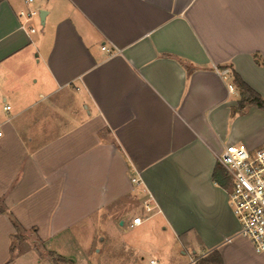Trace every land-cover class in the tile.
<instances>
[{
	"label": "crops",
	"instance_id": "1",
	"mask_svg": "<svg viewBox=\"0 0 264 264\" xmlns=\"http://www.w3.org/2000/svg\"><path fill=\"white\" fill-rule=\"evenodd\" d=\"M231 70L264 99V0H0V264L84 262L146 201L129 229L158 220L177 264H264L213 179L226 145L264 151Z\"/></svg>",
	"mask_w": 264,
	"mask_h": 264
},
{
	"label": "built area",
	"instance_id": "2",
	"mask_svg": "<svg viewBox=\"0 0 264 264\" xmlns=\"http://www.w3.org/2000/svg\"><path fill=\"white\" fill-rule=\"evenodd\" d=\"M28 3H33V0H28ZM39 13V10L21 12L22 28L34 34L36 31L31 23L34 17L39 19ZM5 109L10 110V107ZM0 137H2L1 131ZM217 160L231 182L229 203L240 224V235L251 242L257 253L262 254L264 253V151L249 152L240 146L226 145ZM144 207L147 213H153L154 208L150 201H146ZM143 223L141 217L133 218L129 228L134 229ZM151 264L156 262L151 261Z\"/></svg>",
	"mask_w": 264,
	"mask_h": 264
},
{
	"label": "rangeland",
	"instance_id": "3",
	"mask_svg": "<svg viewBox=\"0 0 264 264\" xmlns=\"http://www.w3.org/2000/svg\"><path fill=\"white\" fill-rule=\"evenodd\" d=\"M31 25L36 33L39 34L42 26L37 17L33 18ZM140 204L141 206L131 211V218L137 214L142 219H145L153 214L147 213L142 202ZM154 222L156 225L158 224V220L153 219L152 222L135 230H130L127 225L124 228H117L115 226L108 228L104 222H100L98 225L100 227L104 225V231L102 230L103 233H101L100 238L96 237L94 240L95 244L89 252L87 260L79 264H151V261H155L156 264H177L180 261L188 259L190 256L189 254H184L186 249L181 243L170 235L169 232H161L158 225H153L155 224ZM106 235L110 236V239L103 243L102 239ZM87 241H89L87 238L80 240L83 247L80 243L76 244L73 242V245L69 248L70 251H73L77 255V251H81L82 248L86 250ZM31 247L27 245L25 250ZM38 248L39 250L37 251L40 252L43 260L55 257V255L46 252L43 247L38 246ZM19 250L20 247L17 245L16 251L18 252ZM70 259H73V257ZM65 264L69 263L66 261Z\"/></svg>",
	"mask_w": 264,
	"mask_h": 264
},
{
	"label": "trees",
	"instance_id": "4",
	"mask_svg": "<svg viewBox=\"0 0 264 264\" xmlns=\"http://www.w3.org/2000/svg\"><path fill=\"white\" fill-rule=\"evenodd\" d=\"M224 70L226 68H220ZM232 73V81L234 85L239 89L242 94V99L239 102L238 108L234 110V113H240L244 110V108L248 105H254L261 110H264V99L252 90L243 80L233 71ZM214 181L221 187L227 188L230 185V180L227 177L225 171L222 167H216L213 174ZM55 264H63L65 262L61 258H57L54 260ZM197 264H223L222 259L217 251L212 252L206 258L199 259Z\"/></svg>",
	"mask_w": 264,
	"mask_h": 264
},
{
	"label": "water",
	"instance_id": "5",
	"mask_svg": "<svg viewBox=\"0 0 264 264\" xmlns=\"http://www.w3.org/2000/svg\"><path fill=\"white\" fill-rule=\"evenodd\" d=\"M45 17H46V11H40L39 19H40L41 26L43 27L45 25Z\"/></svg>",
	"mask_w": 264,
	"mask_h": 264
}]
</instances>
